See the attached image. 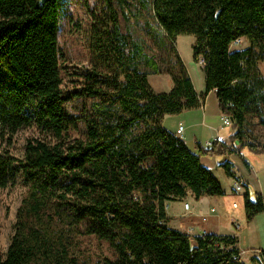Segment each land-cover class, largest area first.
Segmentation results:
<instances>
[{"label":"trees","instance_id":"1","mask_svg":"<svg viewBox=\"0 0 264 264\" xmlns=\"http://www.w3.org/2000/svg\"><path fill=\"white\" fill-rule=\"evenodd\" d=\"M61 1L0 0V132L8 138L29 126L39 132L26 139L23 159L0 150V188L14 180L17 167L26 183L0 264H82L77 250L85 236L112 250L96 264H242L233 259L236 236L180 232L168 226L165 209L188 193L223 195L202 156L244 146L264 154V142L246 133L252 119L264 127L258 65L264 63V0H101L106 21L94 24L89 65L68 88H62L57 48ZM143 11L166 50L162 70L172 86L165 92H155L147 78L162 71L158 61L119 24V15L128 22ZM180 35L195 37L193 60L201 55L205 90H213L220 112L230 117L235 144L215 141L191 151L162 124L164 115L199 105L169 42ZM238 38L247 45L231 48ZM221 166L239 180L230 162ZM243 185L251 219L263 211V199L258 193L251 199Z\"/></svg>","mask_w":264,"mask_h":264},{"label":"rangeland","instance_id":"2","mask_svg":"<svg viewBox=\"0 0 264 264\" xmlns=\"http://www.w3.org/2000/svg\"><path fill=\"white\" fill-rule=\"evenodd\" d=\"M61 4L57 29V48L61 67L62 88H68L80 83L79 73L89 65V40L92 28L99 20L106 21V16L101 0H62ZM134 7H132V10ZM137 13L136 18L130 14L131 17L128 22L121 15L118 16L121 31L129 33V36L133 39L130 41L141 47L142 53L154 57L162 70L164 69L163 59L166 50L164 46L158 43L156 23L148 12ZM188 37L189 35L175 37L174 40H169L170 45L174 47L176 52L177 48L184 51L186 45L183 40ZM233 47L235 46L231 45V48ZM258 65L264 76V63L259 62ZM148 73L152 80V86L166 87L171 82L169 75L164 70L158 73L150 71ZM228 130L233 132L234 128L230 126ZM246 133L264 142V127L257 124L256 119L250 120L246 127ZM37 135H39V132L35 126L21 128L9 138L0 132V150L7 149L15 158L23 159L26 139ZM240 155L246 157V160L248 159L250 167L262 179L260 171L264 170V154H258L241 147ZM15 173L14 180L10 181L6 187L0 188V250L2 252L6 251L12 237L16 221V210L26 188L24 176L19 167H17ZM249 190L252 199L254 191ZM216 198L218 203L224 202L226 210L237 217V222H241V217H239L241 210H243V194L241 192L228 189L226 195L223 197L216 196ZM233 201L237 202V208L235 203L231 204ZM80 240L77 253L82 264H96L103 256H113L112 250L104 241L93 236L81 237ZM244 263L251 264L250 262Z\"/></svg>","mask_w":264,"mask_h":264},{"label":"crops","instance_id":"3","mask_svg":"<svg viewBox=\"0 0 264 264\" xmlns=\"http://www.w3.org/2000/svg\"><path fill=\"white\" fill-rule=\"evenodd\" d=\"M194 41L195 37L189 35L188 38L183 40L186 45L184 51L176 48L199 98V105L177 114L164 115L162 124L173 133L176 132L179 125H182L183 133L181 138L191 151H196L199 146L207 148L205 141L213 136H218L219 141L225 145L235 144L233 139H231L232 132L228 130L230 126L222 124L221 117L223 113L220 112L217 106L213 90H205L203 68L198 62L193 60L192 44ZM246 45L247 41L241 38V42L235 47L241 48ZM147 78L149 85L155 92L168 91L172 86V82L166 87H161L160 85L152 86L150 76ZM234 150V152L223 156H202L200 158L201 163L214 175L222 188L223 195L219 197L226 195L228 189L233 190L232 182L236 180L228 177L221 166L222 162L228 161L231 163L232 171L242 185L245 184L254 193L260 194L264 204V170L260 171L262 178L260 179L250 167L248 159L246 160V157L240 155L241 148ZM245 189L246 187L243 185L241 194L244 193ZM184 202H188V209H184ZM233 203L236 204L237 208V202L233 201L231 204L233 205ZM165 212L169 218L168 226L180 232L191 236L208 233L236 236V247L239 250L254 248L264 250V208L262 212L255 214L251 219L246 218L244 209L241 210L239 214L241 222H237V217H234L233 214L226 210L223 201L218 203L216 196H202L195 199L191 193H188L183 198L169 200ZM188 228H191L192 233L187 232ZM242 259L243 262H250L251 264H263L252 253L244 254Z\"/></svg>","mask_w":264,"mask_h":264},{"label":"built area","instance_id":"4","mask_svg":"<svg viewBox=\"0 0 264 264\" xmlns=\"http://www.w3.org/2000/svg\"><path fill=\"white\" fill-rule=\"evenodd\" d=\"M240 42H241V38H238V39L234 40L231 45L232 46H237V45H239ZM198 64L202 66V57H201V55L198 58ZM221 121H222V124L225 125V126H230L231 125V119H230V117L227 114H223L222 115ZM175 133H176L177 136H179L181 138L182 133H183V126L179 125L178 128L176 129ZM215 141H219L218 136H213L211 139L205 141V145L207 147H210L212 145V143L215 142ZM232 189L235 192H242L243 191V185H242V183L239 180H233ZM166 207H167V204H166ZM183 207H184V209H188L189 208L188 202H184L183 203ZM191 231H192L191 228H189L187 230L188 233H192ZM222 248L223 249H227V248H230V246H228L226 248H224V247H222ZM237 250H238L237 253L235 255H233V259L237 260L238 262H240L242 264H245L243 262V260H241L242 256L244 254H247V253H252L264 264V250L256 249V248L247 249V250H239L237 248Z\"/></svg>","mask_w":264,"mask_h":264}]
</instances>
